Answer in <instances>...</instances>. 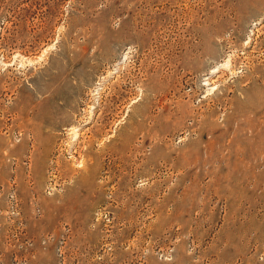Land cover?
I'll return each instance as SVG.
<instances>
[{
  "label": "rangeland",
  "instance_id": "374dc122",
  "mask_svg": "<svg viewBox=\"0 0 264 264\" xmlns=\"http://www.w3.org/2000/svg\"><path fill=\"white\" fill-rule=\"evenodd\" d=\"M0 264H264V0H0Z\"/></svg>",
  "mask_w": 264,
  "mask_h": 264
},
{
  "label": "bare ground",
  "instance_id": "6f19581e",
  "mask_svg": "<svg viewBox=\"0 0 264 264\" xmlns=\"http://www.w3.org/2000/svg\"><path fill=\"white\" fill-rule=\"evenodd\" d=\"M215 69H216V68H215ZM215 69L213 68L212 71H213V70L215 71ZM217 71H218V70H217ZM215 72H216V71H215Z\"/></svg>",
  "mask_w": 264,
  "mask_h": 264
}]
</instances>
